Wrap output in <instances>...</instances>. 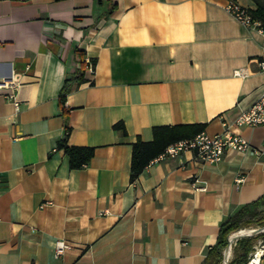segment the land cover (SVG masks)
Masks as SVG:
<instances>
[{"label": "crops", "instance_id": "1", "mask_svg": "<svg viewBox=\"0 0 264 264\" xmlns=\"http://www.w3.org/2000/svg\"><path fill=\"white\" fill-rule=\"evenodd\" d=\"M226 1L0 0V264H204L229 216L264 210V126L233 124L264 92L262 35ZM85 57L94 73L77 84ZM223 123L252 149L160 155L130 182L153 127ZM66 127L69 146L94 148L82 169L57 149Z\"/></svg>", "mask_w": 264, "mask_h": 264}, {"label": "trees", "instance_id": "2", "mask_svg": "<svg viewBox=\"0 0 264 264\" xmlns=\"http://www.w3.org/2000/svg\"><path fill=\"white\" fill-rule=\"evenodd\" d=\"M251 1L254 4V9L248 10L252 18L259 21L261 24H264V0ZM83 67V62H81L80 72H78L72 79L77 84L85 81ZM69 90V81H66L59 95V103L61 107ZM113 128L115 130H121L125 133L122 123H116L113 125ZM204 128V124L153 127L151 131V141L144 142L137 139L132 144L129 175L130 182H133L151 161L160 156L167 146L183 139L193 138L202 133ZM69 132V128L66 127L63 138L57 143V149L63 150L64 154L67 156L70 169H82L89 164L94 154V148L85 146H69L67 144ZM258 215L259 218L257 223L261 224L262 221H264V210L260 212H252L248 209V207L244 206L235 214L229 216L220 226L217 241L215 245L209 249L204 259V264H221V250L227 245V237L241 227H249L251 224L250 218ZM255 238L264 239V233L255 237L243 238L236 241L232 251V259L229 261V264H245L249 257L248 254L252 250Z\"/></svg>", "mask_w": 264, "mask_h": 264}, {"label": "built area", "instance_id": "3", "mask_svg": "<svg viewBox=\"0 0 264 264\" xmlns=\"http://www.w3.org/2000/svg\"><path fill=\"white\" fill-rule=\"evenodd\" d=\"M223 7L239 23L243 24L245 27L256 29L262 35L261 55L257 60V63L260 71L264 72V24H261L259 21L253 19L249 10L239 5L236 1H226ZM62 27L63 26L61 25L54 24L55 32L59 33ZM83 65V75H92L94 73L95 64L91 59L86 57L83 58ZM7 98L12 102L14 110L17 112L19 103L15 100V96L10 94ZM64 107L65 101L62 104V108ZM233 124L237 127L264 126V92H262L260 97L246 111L242 112L236 118ZM222 125L224 126V130L222 132L212 136L200 133L193 138L177 141L167 146L161 156L173 158L184 151H190L199 161L216 163L222 160L227 150H234L243 153L252 149L248 141L233 134L229 130V125L226 123H223ZM253 151L256 154L264 153V146L253 148ZM237 182H239V180ZM190 185L194 191H205V187L199 185L197 180H194ZM49 206H51V203L46 201L40 205V208ZM234 244L235 243L232 245ZM69 248L70 246L65 241L56 240L53 243V254L55 257H59ZM262 256H264V243L261 242L257 245L254 251L250 253L245 264H259Z\"/></svg>", "mask_w": 264, "mask_h": 264}, {"label": "water", "instance_id": "4", "mask_svg": "<svg viewBox=\"0 0 264 264\" xmlns=\"http://www.w3.org/2000/svg\"><path fill=\"white\" fill-rule=\"evenodd\" d=\"M253 230L254 231L249 235H237L232 238H230L229 236L227 237V245L224 247L223 254H222V259H223L222 264H229V254H230L231 246L233 243L243 238L255 237L261 233H264V226L259 227L257 229H253Z\"/></svg>", "mask_w": 264, "mask_h": 264}, {"label": "rangeland", "instance_id": "5", "mask_svg": "<svg viewBox=\"0 0 264 264\" xmlns=\"http://www.w3.org/2000/svg\"><path fill=\"white\" fill-rule=\"evenodd\" d=\"M258 218H259V215L258 216H255V217H251L250 218V220H251V224H250V226L249 227H241L240 229H244V228H248V229H257V228H259V227H262V226H264V221H262V223L261 224H259V223H257V220H258ZM240 229H238V230H240ZM237 230V231H238ZM259 241V238H255V240H254V242L253 243H257ZM259 243H261V241H259L256 245H258ZM233 247H234V245H232V250H231V254H230V260L232 259V251H233ZM221 264H222V258H221V262H220Z\"/></svg>", "mask_w": 264, "mask_h": 264}, {"label": "bare ground", "instance_id": "6", "mask_svg": "<svg viewBox=\"0 0 264 264\" xmlns=\"http://www.w3.org/2000/svg\"><path fill=\"white\" fill-rule=\"evenodd\" d=\"M253 229H248V228H244V229H240L238 231L233 232L232 234L229 235L230 238L235 237L237 235H249L253 232Z\"/></svg>", "mask_w": 264, "mask_h": 264}]
</instances>
